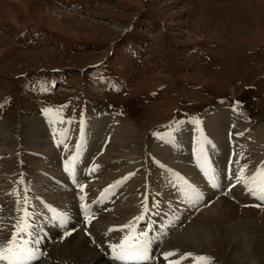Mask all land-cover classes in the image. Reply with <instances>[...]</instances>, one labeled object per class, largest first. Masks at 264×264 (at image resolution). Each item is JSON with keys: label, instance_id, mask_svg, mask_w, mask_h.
Returning a JSON list of instances; mask_svg holds the SVG:
<instances>
[{"label": "bare ground", "instance_id": "6f19581e", "mask_svg": "<svg viewBox=\"0 0 264 264\" xmlns=\"http://www.w3.org/2000/svg\"><path fill=\"white\" fill-rule=\"evenodd\" d=\"M223 105L202 121L171 130L162 150L116 112L87 111L76 126L57 118L47 124L41 117L0 126V244L11 238L27 198L35 213L30 246L36 249L27 264H120L111 260L110 245L142 226L150 238L149 258L159 257V263L196 264L199 256L211 261L215 256L227 264H264V208L258 207L264 201L235 179L241 169L245 177L264 169V123L252 130L244 114ZM201 149L207 158L203 168ZM150 155L159 161L155 171L147 165ZM162 163L171 176L154 193L164 175ZM209 168L217 187L205 175ZM231 187L241 204L221 196ZM82 203L95 213L87 223ZM61 215L67 217L63 226ZM146 259L123 262L150 264Z\"/></svg>", "mask_w": 264, "mask_h": 264}, {"label": "rangeland", "instance_id": "374dc122", "mask_svg": "<svg viewBox=\"0 0 264 264\" xmlns=\"http://www.w3.org/2000/svg\"><path fill=\"white\" fill-rule=\"evenodd\" d=\"M223 104L264 123V0H0V126L116 112L162 150ZM162 164L154 193L171 176ZM234 193L221 196L241 204Z\"/></svg>", "mask_w": 264, "mask_h": 264}, {"label": "snow or ice", "instance_id": "6c2138e0", "mask_svg": "<svg viewBox=\"0 0 264 264\" xmlns=\"http://www.w3.org/2000/svg\"><path fill=\"white\" fill-rule=\"evenodd\" d=\"M44 111H48V109H44ZM81 124H83V121H81ZM201 155L204 156V162L201 164L203 168L204 164L207 163L206 154L203 149H201ZM205 175L208 177L209 183H211L213 187H217V177L214 170L210 168L205 169ZM235 179L238 182H242L251 195L264 201V169L257 170V172L250 177H245L243 175V169H241V174L235 175ZM187 187L195 193L197 199H202V194L198 188L191 184H187ZM81 199L83 200V197H81ZM81 208L85 214V223H87L90 214L89 206L82 203ZM18 211L21 212V215L14 225L11 238L7 239L6 243L0 244V261L6 262V264H27L28 261L36 256V249L30 246L32 243V229L34 228L31 216L35 213L30 211L27 207V198H25V207L23 209H18ZM66 223L67 217L61 215V226ZM126 227L131 228V225H127ZM63 235H70V232L65 231ZM146 235V233H137L133 235L132 232H129L118 244L110 245L114 260L127 262L146 259L148 251ZM170 255H173V253H164L165 257ZM196 259L198 264H210L211 258L199 256Z\"/></svg>", "mask_w": 264, "mask_h": 264}]
</instances>
